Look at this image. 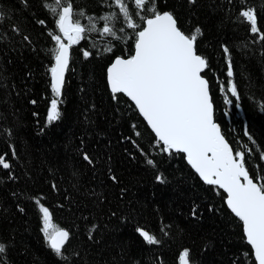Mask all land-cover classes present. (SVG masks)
<instances>
[{
	"label": "trees",
	"instance_id": "16d2710c",
	"mask_svg": "<svg viewBox=\"0 0 264 264\" xmlns=\"http://www.w3.org/2000/svg\"><path fill=\"white\" fill-rule=\"evenodd\" d=\"M45 2L0 0L5 14L0 22V154L7 153L12 165L0 168V241L7 245L0 259L4 264H180L189 249L190 264H254L242 222L222 198L226 194L206 185L182 154L169 156L154 146V133L126 97L112 99L107 68L116 57L133 54V30L114 0H64L74 12L85 13L79 17L82 25L94 23L95 29L71 47L62 116L46 122L55 47L50 33H59L58 17ZM124 2L143 27L134 0ZM157 6L174 13L186 34L201 29L198 54L210 66L204 75L215 122L234 154L245 153L250 175L264 176V40L259 39L264 0H157ZM249 8L261 33L252 34L239 17ZM109 14V25L126 40L100 35L105 21L99 18ZM109 46L112 51H105ZM84 51L91 55L85 58ZM229 82L236 85L237 97L228 91ZM226 98L232 102L225 103ZM141 150L154 159L155 168L145 163ZM85 153L92 163L84 160ZM158 174L165 183L157 181ZM36 199L49 209L53 224L70 233L62 256L46 242ZM137 228L159 243L147 244Z\"/></svg>",
	"mask_w": 264,
	"mask_h": 264
},
{
	"label": "snow or ice",
	"instance_id": "6c2138e0",
	"mask_svg": "<svg viewBox=\"0 0 264 264\" xmlns=\"http://www.w3.org/2000/svg\"><path fill=\"white\" fill-rule=\"evenodd\" d=\"M187 2L194 4L196 0ZM114 4L123 14L126 27L133 30V54L127 58L116 57L107 68V83L112 99L118 101L121 96L127 97L154 133V146L169 156L182 154V158L206 185L223 190L226 196L222 198L227 208L242 222L246 243L254 254V264H264V176L250 175L245 166V153L237 151L234 154L214 120L210 82L202 74L210 70V66L207 59L198 54L201 29L196 27L186 34L178 26L174 13L159 11L157 0H134L135 8L139 10L134 14L144 21L143 27L134 22L124 0H114ZM44 6L50 9V14L58 17L55 25L59 34L50 33L55 47L52 53L54 63L49 68L52 98L46 122L52 124L62 116L59 105L62 103L65 74L69 70L70 49L85 38L86 31L94 30L95 24L90 27L82 25L79 17L85 13L74 12L70 2L65 4L64 0H46ZM141 13L150 15L146 17ZM112 15L99 18L105 21L100 35L126 40V36H118L109 25ZM4 17L5 14L0 11V22ZM239 17L250 25L252 34L261 33L254 9H242ZM38 23L43 25L45 22L41 20ZM12 30L19 33L15 26ZM119 31L123 33L124 28ZM23 39L27 41L29 37L24 36ZM259 39L264 40V34H260ZM105 51L111 52V46L106 47ZM223 51L227 54L229 49L224 47ZM90 55L88 51L83 52L85 58ZM227 75L233 76L230 61ZM228 91L233 97L238 96L234 83L229 82ZM231 102L225 99V103ZM136 135L140 133L136 132ZM141 152L146 157L145 163L155 168L156 163L150 154L143 150ZM7 155L0 154L2 169L12 166L6 159ZM12 155L15 156L14 150ZM83 158L92 163L88 154L85 153ZM111 179L114 182L117 180L115 176ZM156 179L160 183L166 182L162 174H158ZM35 203L42 213V232L48 246L57 256H62L70 233L53 224L52 214L40 199H36ZM192 214L194 217L197 215L196 208H193ZM94 230L95 226L89 230V239H92L91 232ZM136 231L147 244L159 243L148 231L141 228ZM6 251L7 245L0 241V255ZM189 256L190 250L185 249L180 255V264H190ZM0 264H4L2 259Z\"/></svg>",
	"mask_w": 264,
	"mask_h": 264
},
{
	"label": "water",
	"instance_id": "95a60500",
	"mask_svg": "<svg viewBox=\"0 0 264 264\" xmlns=\"http://www.w3.org/2000/svg\"><path fill=\"white\" fill-rule=\"evenodd\" d=\"M70 63V62H69ZM68 72V71H67ZM67 72H66V74H65V80H66V76H67ZM203 75H204V73H202ZM127 98V97H126ZM212 98V97H211ZM128 99V98H127ZM142 117V116H141ZM142 119H143V117H142ZM144 120V119H143ZM214 120H215V113H214ZM145 121V120H144ZM145 123L147 124V122L145 121ZM149 127V126H148ZM149 129H150V127H149ZM151 130V129H150ZM194 170V169H193ZM198 175V174H197ZM223 191V190H222ZM68 243V242H67ZM67 243H66V245H67Z\"/></svg>",
	"mask_w": 264,
	"mask_h": 264
}]
</instances>
